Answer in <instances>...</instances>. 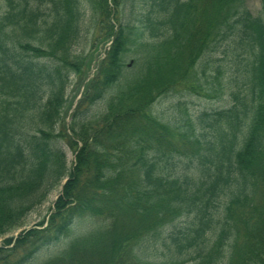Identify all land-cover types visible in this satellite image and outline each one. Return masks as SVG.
I'll return each mask as SVG.
<instances>
[{"label":"trees","instance_id":"obj_1","mask_svg":"<svg viewBox=\"0 0 264 264\" xmlns=\"http://www.w3.org/2000/svg\"><path fill=\"white\" fill-rule=\"evenodd\" d=\"M85 1L0 0V264H30L86 217L96 228L43 264H264V0L257 17L246 0H96L92 18ZM92 22L111 46L67 125ZM218 88L222 109L153 110Z\"/></svg>","mask_w":264,"mask_h":264},{"label":"rangeland","instance_id":"obj_2","mask_svg":"<svg viewBox=\"0 0 264 264\" xmlns=\"http://www.w3.org/2000/svg\"><path fill=\"white\" fill-rule=\"evenodd\" d=\"M91 1L92 3L96 2V0H86V5L83 6V8L85 9L86 17L88 18H92L93 13H95V17L98 16L96 12H91L93 8ZM138 2L144 3L147 6L150 1L138 0ZM246 3L253 16H260L262 12V0H246ZM110 46L111 42L107 40V38L100 36L97 31L96 24L92 22L91 25H89V32L84 42H82L74 49L76 53L75 58L72 59V62H75L76 59H78V62L80 63L81 61H84V65L82 74H79L74 69H69V79L66 90V106L62 115L63 123L68 125L70 122H72L71 120L75 114L76 107L78 106V103L83 99L85 92L87 91V84H89V82L96 77L99 62L104 59L105 53L110 49ZM139 56L140 55L136 54V51L134 49L127 55V65H129V69H127L128 71L132 69L135 63L134 61L139 58ZM205 94L206 93H203L198 96L185 92L170 93L167 96L157 99V101L153 105V110L156 111L159 119L169 122H178L179 120L181 121L185 116L189 115L186 114L187 111L190 112V114H200L204 111L222 109L228 105V97L219 88L214 93L208 92L207 96ZM106 106V103L105 106L103 103H101L92 107L90 109L92 113L91 116L99 115ZM64 148L65 150H67L69 165L72 166L75 162L74 154L70 150L68 151L66 146ZM61 190L62 188H59L54 193H52L43 206L34 210L27 217L25 227L17 233H14L13 235L17 236L22 231L32 229L38 223L47 219L52 213L54 203L58 199ZM97 221V218L92 217H86L76 220L75 227L72 228L69 235L62 237L59 241L53 243L51 246L42 248L38 252V254L35 255L30 264H43L48 259H51L60 254L76 237L85 235L92 229L96 228ZM1 243L2 240H0V244Z\"/></svg>","mask_w":264,"mask_h":264}]
</instances>
